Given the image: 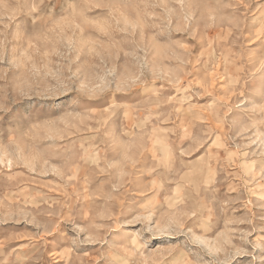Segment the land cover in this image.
Returning <instances> with one entry per match:
<instances>
[{
  "label": "rangeland",
  "instance_id": "1",
  "mask_svg": "<svg viewBox=\"0 0 264 264\" xmlns=\"http://www.w3.org/2000/svg\"><path fill=\"white\" fill-rule=\"evenodd\" d=\"M0 264H264V0H0Z\"/></svg>",
  "mask_w": 264,
  "mask_h": 264
}]
</instances>
